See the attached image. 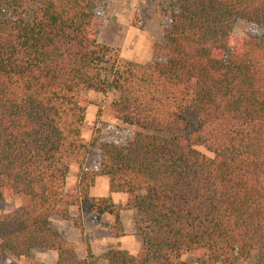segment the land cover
<instances>
[{"label":"trees","instance_id":"1","mask_svg":"<svg viewBox=\"0 0 264 264\" xmlns=\"http://www.w3.org/2000/svg\"><path fill=\"white\" fill-rule=\"evenodd\" d=\"M98 6L0 0V202L20 199L0 213V251H54L56 264H178L185 252L223 264L256 254L264 264V0H169L152 46L161 60L142 66L109 63ZM238 20L261 32L235 37ZM90 91L111 94L107 114L136 128L124 143H97L98 171L133 212L135 254L96 256L84 233L85 212L119 221L109 195L89 193ZM53 216L78 229L84 256L49 225Z\"/></svg>","mask_w":264,"mask_h":264},{"label":"rangeland","instance_id":"2","mask_svg":"<svg viewBox=\"0 0 264 264\" xmlns=\"http://www.w3.org/2000/svg\"><path fill=\"white\" fill-rule=\"evenodd\" d=\"M169 0H99L96 15L101 21L98 41L113 48L109 63L119 58L123 62H133L138 66L161 60L152 50L163 35L165 14ZM260 27L244 20H238L233 28L235 37L246 34H259ZM111 94L90 91L86 94L88 106L85 112L83 139L90 143L97 137L90 152L85 158V169L95 173V181L90 188V196H110L118 210V223L114 216L102 213L85 212L82 215L84 233L92 253L102 255L111 248H119L131 254L141 249V241L134 234L133 212L126 208L125 194L110 193L107 178L98 171L100 151L97 143H124L136 128L110 117L107 105ZM202 152L203 149L199 148ZM78 164L71 162L65 182V189L73 188L77 180ZM20 204L18 197H7L0 202V213L7 212ZM74 211V210H72ZM49 225L57 230L65 239L74 244L77 254L84 256L87 244L82 241L81 234L70 221L53 216ZM120 232L119 235L115 233ZM54 251L42 252L33 249L29 257L16 258L9 251H0V262L3 264H56ZM258 257L252 254L247 259L237 258L232 264H258ZM103 263V261H101ZM178 264H223L209 261L205 256L192 252L181 255Z\"/></svg>","mask_w":264,"mask_h":264}]
</instances>
